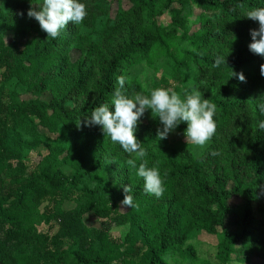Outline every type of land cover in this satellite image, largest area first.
I'll list each match as a JSON object with an SVG mask.
<instances>
[{"label": "trees", "instance_id": "trees-1", "mask_svg": "<svg viewBox=\"0 0 264 264\" xmlns=\"http://www.w3.org/2000/svg\"><path fill=\"white\" fill-rule=\"evenodd\" d=\"M125 1L130 8L111 18L102 0H80L83 22L69 21L52 39L27 16L35 0H0V90L10 91L0 92V264H213L197 262L185 239L193 230L215 237L216 264H264V57L249 50L259 24L246 17L264 0ZM191 10L199 11L192 30ZM89 20L99 24L96 43L82 33ZM83 46L98 60L91 76L68 61ZM218 56L226 64L213 67ZM119 76L129 98L195 89L217 105L216 133L203 147L187 143L186 122L159 139V118L151 110L141 118L134 135L164 181L160 198L132 184L141 177L131 176L130 155L101 126L82 123L101 104L114 112ZM18 88L35 98L20 100ZM124 185L136 206L120 212ZM64 201L73 208L63 211ZM88 212L98 230L82 224ZM119 226L127 232L114 246L109 232Z\"/></svg>", "mask_w": 264, "mask_h": 264}, {"label": "clouds", "instance_id": "clouds-1", "mask_svg": "<svg viewBox=\"0 0 264 264\" xmlns=\"http://www.w3.org/2000/svg\"><path fill=\"white\" fill-rule=\"evenodd\" d=\"M27 16L38 21L47 37L56 39L69 21L81 24L87 16V10L80 0H43L42 6L30 7ZM246 17L259 24L258 29L249 30L252 41L248 45L249 50L264 57V7L249 10ZM221 64H226L225 56H218L213 67H219ZM260 73L264 76V64L260 66ZM231 76L246 82L242 72L231 71ZM117 83L119 86L115 88L111 102L114 112L109 110L108 104H101L94 108L82 123L84 126H101L104 135L107 134L112 142L118 143L123 151L130 155L127 164L135 168L137 175L143 178L144 192L160 198L165 192L164 181L158 168L148 167V161L144 159L147 152L134 135L141 118L146 110H151L153 118H159L162 125V128L157 129L159 139H167L181 122H186L184 135L187 143L203 147L216 133L213 117L217 105L209 99H202V93L195 89L191 92L185 91L183 98L176 91L165 88L151 90L149 95L136 94L129 98L125 94L126 77H117ZM259 110L264 113V104L259 105ZM259 128L264 129V121L259 123ZM137 161H140L138 166ZM132 192L130 185L123 186L124 198L120 202L122 209L136 206Z\"/></svg>", "mask_w": 264, "mask_h": 264}, {"label": "rangeland", "instance_id": "rangeland-1", "mask_svg": "<svg viewBox=\"0 0 264 264\" xmlns=\"http://www.w3.org/2000/svg\"><path fill=\"white\" fill-rule=\"evenodd\" d=\"M43 2V0H35V4H32V7H38L39 3ZM101 5H104L105 8H107L108 14L107 16H110L111 18L114 17V15L118 11H126L130 8V4L125 1V0H102ZM198 10H191L190 16H189V26L191 27V30L196 27V25L193 23L194 18L198 15ZM157 22L161 25L165 24L167 21V16L157 18ZM97 22H93V20H89L87 24L84 26V30L82 33L87 36L90 42H97L98 38L95 35V31L98 29ZM12 37V32L10 31H4L3 32V41L5 44H7ZM86 46V45H85ZM83 46L82 52L79 50H71L67 53L68 61L71 64H74L78 66V69L80 71L85 72V74H88L89 76L92 75V72L96 70V65L98 63V60L93 59V55L89 54L88 52L86 53V47ZM92 53V52H91ZM1 72V71H0ZM142 78L145 80H148L151 82L152 79H154L152 76H149L148 73H145L144 75H141ZM2 84V81L0 80V86ZM200 87L203 86V82H200ZM0 92L7 96L10 91H5L3 88L0 90ZM16 94L20 100L23 101H28L31 99H34L35 96L32 94L24 91L23 89L18 88L16 91ZM1 95V94H0ZM38 99L44 102L49 101V96L46 93H42L41 95L38 96ZM249 104L248 102H246ZM243 120V119H242ZM37 131L41 135H45V130L42 128H37ZM31 161L37 162L39 159L38 157L30 158ZM135 168H132L130 174L131 176L137 177V170H134ZM132 178V179H133ZM144 184V181L142 178H136L132 184L136 187L139 186L140 184ZM228 187L230 185H227ZM166 192V191H165ZM164 192V194H165ZM230 203L232 204H237L238 199L237 198H231L229 200ZM62 210L63 211H68L73 208V204L70 203L69 201H64L62 202ZM42 205L38 208V210H41ZM127 210V207L121 208L119 207L120 212H125ZM82 224L87 228V229H99V222L95 216H93L91 213H85L81 217ZM127 232V227L126 226H119V227H114L110 230L109 232V242L111 245L116 246L117 244L121 243L122 240L124 239L125 235ZM185 239H187L189 245L192 247L194 254L197 258L198 263L206 262L208 261L209 263L216 264V260L213 258V247L216 244V239L214 236H210L202 231L199 230H193L190 231L189 233L186 234ZM178 264V263H175ZM226 264H261V261L257 258H250L247 261L245 260L244 262H237L233 259H231L228 263Z\"/></svg>", "mask_w": 264, "mask_h": 264}]
</instances>
